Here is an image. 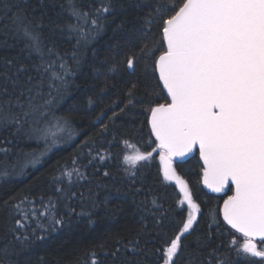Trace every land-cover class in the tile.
<instances>
[{
    "label": "trees",
    "instance_id": "obj_1",
    "mask_svg": "<svg viewBox=\"0 0 264 264\" xmlns=\"http://www.w3.org/2000/svg\"><path fill=\"white\" fill-rule=\"evenodd\" d=\"M158 3L0 0V105L11 101L21 120L0 119V264H89L90 253L101 264H163L191 209L164 178L150 125L149 109L169 102L153 71L165 42L159 22L146 23ZM18 16L40 34V52L26 47ZM134 149L152 157L132 164ZM174 165L200 206L178 264H264L238 254L244 238L221 215L232 191L204 189L198 152Z\"/></svg>",
    "mask_w": 264,
    "mask_h": 264
},
{
    "label": "snow or ice",
    "instance_id": "obj_2",
    "mask_svg": "<svg viewBox=\"0 0 264 264\" xmlns=\"http://www.w3.org/2000/svg\"><path fill=\"white\" fill-rule=\"evenodd\" d=\"M98 11L106 13L109 7ZM154 12L146 23L159 22L166 47L153 71H158L170 102L149 109L151 131L161 150L164 178L176 183L183 194L180 203L191 209L179 234L167 242L163 264H178L184 248L181 237L192 229L200 211L188 182L174 167L176 158L194 149L203 161L204 184L214 192H223L229 182L234 185L222 213L224 222L244 238L238 254L264 262V249L255 242L264 243V0H159ZM72 15L80 20L87 13L72 6ZM17 19L26 47L40 52L41 36L30 29L32 21ZM80 35L87 38L82 29ZM126 63L134 69L132 56ZM17 105L24 107L18 98ZM11 108V101L0 105V119L19 125L20 117ZM57 131L63 129L57 126ZM43 134L55 142L51 129ZM151 157L152 152L135 150L124 159L135 164ZM90 256L89 264H101L95 253Z\"/></svg>",
    "mask_w": 264,
    "mask_h": 264
},
{
    "label": "water",
    "instance_id": "obj_3",
    "mask_svg": "<svg viewBox=\"0 0 264 264\" xmlns=\"http://www.w3.org/2000/svg\"><path fill=\"white\" fill-rule=\"evenodd\" d=\"M165 46H166V43H165ZM157 74H158V71H157ZM159 75V74H158ZM161 82V85H162V87H163V82L162 81H160ZM163 89H164V91H165V93L167 94V90L163 87ZM167 97H168V95H167ZM169 98V97H168ZM169 102H170V100H169ZM150 125H151V113H150ZM155 136V135H154ZM156 138V137H155ZM198 152V154H199V151L198 150H196V149H194L193 150V152L192 153H189L188 155H186L185 157H183V158H176V160L174 161V164H175V162H181V161H185V160H187V159H189L190 157H192L193 155H195L196 153ZM199 158H200V156H199ZM200 160H201V163H202V165H203V161H202V159L200 158ZM162 164H163V162H162ZM174 167H175V165H174ZM163 168H164V165H163ZM183 178V177H182ZM184 179V178H183ZM204 176H203V170H202V186L204 187V189L207 191V192H209V193H211V194H215V195H223V194H227L228 192H229V189L231 188V189H233L234 190V185H232L231 184V182H229V185L228 186H226V188H225V190L223 191V192H214L211 188H209L206 184H204ZM174 182V181H173ZM175 183V182H174ZM176 184V183H175ZM178 189H179V187H178ZM179 191H180V189H179ZM233 193H231L230 195H232ZM229 195V196H230ZM228 198V196L224 199V200H226ZM223 203H224V201H223ZM223 203H222V205H221V215H222V218H223V213H222V209H223ZM230 226V225H229ZM231 227V226H230ZM234 230V229H233ZM257 241H260L259 239H257L255 242L257 243Z\"/></svg>",
    "mask_w": 264,
    "mask_h": 264
},
{
    "label": "rangeland",
    "instance_id": "obj_4",
    "mask_svg": "<svg viewBox=\"0 0 264 264\" xmlns=\"http://www.w3.org/2000/svg\"><path fill=\"white\" fill-rule=\"evenodd\" d=\"M64 129H65V127H64Z\"/></svg>",
    "mask_w": 264,
    "mask_h": 264
}]
</instances>
